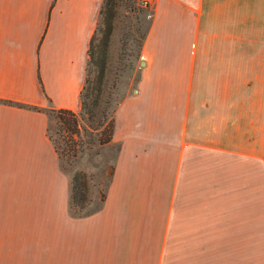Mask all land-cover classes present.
I'll use <instances>...</instances> for the list:
<instances>
[{
    "label": "crops",
    "instance_id": "obj_1",
    "mask_svg": "<svg viewBox=\"0 0 264 264\" xmlns=\"http://www.w3.org/2000/svg\"><path fill=\"white\" fill-rule=\"evenodd\" d=\"M101 4L0 0V264H264V147L193 74L253 65L264 0H155L105 198L77 214L45 108L79 110Z\"/></svg>",
    "mask_w": 264,
    "mask_h": 264
},
{
    "label": "rangeland",
    "instance_id": "obj_2",
    "mask_svg": "<svg viewBox=\"0 0 264 264\" xmlns=\"http://www.w3.org/2000/svg\"><path fill=\"white\" fill-rule=\"evenodd\" d=\"M154 3L155 0H149L146 5L141 0H118L107 40L102 38L101 27L96 24L92 41L94 54L86 59L82 86L85 84V91L96 96L97 106L93 120L81 115L80 108L75 112L81 129L79 136L73 135L74 149L69 151L66 147L57 111L45 108L47 135L57 147L60 167L70 177L75 173L84 175L89 201L83 212L100 205L99 192L109 182L118 145L113 140L106 142L108 128L110 121H115L119 105L139 89L145 68V64H141L142 48L154 16ZM261 37L254 35V41L261 42ZM259 49L258 46L252 52V66L239 65L238 61L233 67L227 63V55V58L222 57L225 63L208 55L193 68V74L217 81L206 84V89L212 87L218 97L223 98L228 92L233 96L236 92V116L242 117L243 122L247 116L253 146L264 147V66L261 64L264 51Z\"/></svg>",
    "mask_w": 264,
    "mask_h": 264
},
{
    "label": "trees",
    "instance_id": "obj_3",
    "mask_svg": "<svg viewBox=\"0 0 264 264\" xmlns=\"http://www.w3.org/2000/svg\"><path fill=\"white\" fill-rule=\"evenodd\" d=\"M118 0H102L101 8H100V14L98 18V27H101L102 31V38L104 40H107L109 37V34L111 32L112 28V23L115 17V6ZM95 33V30H94ZM93 36L90 40V44L88 47L87 51V57H90L91 55L93 56L94 52L92 51V41H93ZM87 89V88H86ZM94 93V92H93ZM97 106V98L96 96H93L92 92L89 90L85 91V84L82 86V90L80 92V114L86 117L87 119L93 120V113L94 109ZM52 110H56L58 113V118L60 120V126L61 129L64 131L65 136L63 139L65 140L66 147L70 151L74 149V141H73V135H80V124H79V119L77 114L66 108H54ZM51 110V111H52ZM114 122V120H113ZM110 121V127L108 128V133H107V140L111 141L112 140V131H113V125L114 123ZM49 139L51 140L49 134H48ZM105 142V141H104ZM53 143V142H52ZM54 148L57 153V147L53 143ZM58 155V153H57ZM113 170V167H112ZM112 170L110 172V179L112 175ZM109 179V182H110ZM108 182V184H109ZM107 186L102 190H100V201L101 203L103 202L107 190ZM88 195H87V186H86V181L84 179V175L80 173H75L72 177H70V189H69V203H70V208L74 213L77 214H83L87 212H83V209L86 206V203L88 202Z\"/></svg>",
    "mask_w": 264,
    "mask_h": 264
},
{
    "label": "built area",
    "instance_id": "obj_4",
    "mask_svg": "<svg viewBox=\"0 0 264 264\" xmlns=\"http://www.w3.org/2000/svg\"><path fill=\"white\" fill-rule=\"evenodd\" d=\"M141 2L143 3V5H146L149 2V0H141Z\"/></svg>",
    "mask_w": 264,
    "mask_h": 264
},
{
    "label": "water",
    "instance_id": "obj_5",
    "mask_svg": "<svg viewBox=\"0 0 264 264\" xmlns=\"http://www.w3.org/2000/svg\"><path fill=\"white\" fill-rule=\"evenodd\" d=\"M141 64H144V62H143V61H141Z\"/></svg>",
    "mask_w": 264,
    "mask_h": 264
}]
</instances>
